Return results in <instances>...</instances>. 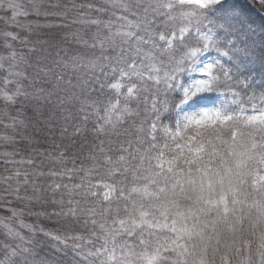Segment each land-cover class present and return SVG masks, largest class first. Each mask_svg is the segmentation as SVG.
<instances>
[{
  "label": "snow or ice",
  "instance_id": "6c2138e0",
  "mask_svg": "<svg viewBox=\"0 0 264 264\" xmlns=\"http://www.w3.org/2000/svg\"><path fill=\"white\" fill-rule=\"evenodd\" d=\"M212 2L32 0L34 15L59 22L24 26L17 17L29 11L0 0L8 23L70 30L57 32L56 43L0 31V142L43 134L52 149L36 151L39 161L0 153L8 173L0 176V210L9 214L0 217V264H54L37 252L25 214L60 225L39 231L83 264H264V107L173 111L179 74L207 40L177 52L172 30L187 21L200 34ZM69 40L75 49L63 46ZM201 74L207 78L183 89L181 103L216 78L213 65Z\"/></svg>",
  "mask_w": 264,
  "mask_h": 264
},
{
  "label": "trees",
  "instance_id": "16d2710c",
  "mask_svg": "<svg viewBox=\"0 0 264 264\" xmlns=\"http://www.w3.org/2000/svg\"><path fill=\"white\" fill-rule=\"evenodd\" d=\"M261 1L264 2V0ZM17 2L20 3L24 9L29 11L27 16L17 17V23L19 25L27 26L29 24L35 25L36 23L45 25L59 22L54 17L45 18L44 16L38 17L34 15L31 11L32 0H17ZM37 2L47 4L49 0H37ZM53 2H55V0H53ZM64 2L70 3L72 0H64ZM75 2L80 3L84 2V0H75ZM94 2L99 6L101 3H106V0H94ZM119 14L120 13L117 12V15ZM202 14L203 23L200 25V32L211 28L216 29V35L213 39H206L207 47H201V50L193 58L191 64L205 52L214 49L216 46H225V42L229 40L236 42L244 53L239 55L237 53L236 56H233L230 61L225 63L227 64L226 68L214 70L215 77L219 76V79L216 85L213 86V89L215 91L216 89L236 90V95L239 97L238 102L245 110L253 105L260 107L264 102V4L261 2L258 3L256 0H214L206 9L202 10ZM10 18V11L5 14L3 10H0V31L17 33L21 38L30 36L31 39H36L37 36L33 33H39V38L51 39L52 43H56L58 37H55V34L57 32H59L60 35L70 32L69 29L59 30L52 27H33L32 29L18 27L17 23L7 22ZM104 18L107 19L108 17L105 16ZM181 28L189 30L180 39L176 37L172 41L171 47L173 50L177 52L181 50L188 51L189 45L192 47L200 46L197 42L201 41V36L197 34L195 27L187 24V21H177L176 27L172 31H174L177 36ZM160 30L164 31L163 28ZM171 34V31L167 33L169 36H171ZM16 46L19 47V44L17 43ZM63 46L72 49L77 47L75 44H72L70 40L63 44ZM187 69L188 68L179 74V81H184V75ZM172 95L174 100L173 111L175 112V106L180 100V94L175 90ZM0 110H2V105H0ZM231 112L234 111H230V113ZM13 114H15L14 110ZM30 114L29 112V115ZM227 131L228 130L225 129L224 138H228ZM4 132L5 130L0 128V135ZM7 132L9 135L12 134L10 129H8ZM51 150L50 142L44 139L43 134H39L38 140L33 139L31 143L21 141L19 136H17V143L14 145L0 142V153L15 151L18 153L15 157L17 160L33 155V158L39 161L41 157L34 156L36 151L44 153ZM47 163V160H45L46 165ZM68 166L71 167V164ZM7 167L12 169L14 166L9 164ZM4 168L3 157L0 156V176L8 174L4 171ZM46 170L47 167H45V171ZM40 183H47V181L41 180ZM29 194L31 193L29 192ZM13 206L24 208V205L17 203H14ZM31 208L33 212L44 210L39 204H33ZM48 210L50 211L51 209L49 208ZM22 219L36 228V238L40 241L37 252L40 256L53 259L54 264H83L82 259L76 256L71 247L63 248V246H60L61 250L56 251L57 241L45 237L43 233L39 231L40 228H43L45 231L57 229L60 225L55 221L46 219L42 216L38 218L36 215L28 214H25ZM20 231L25 236L29 235L27 229H20ZM76 233L84 236L85 240L82 243L87 244L88 232L82 228H78L76 229ZM4 239L3 228L0 226V241ZM68 243L71 244L72 242L69 241ZM253 248H255V242H253ZM217 264H219V258H217ZM233 264H236V259H233Z\"/></svg>",
  "mask_w": 264,
  "mask_h": 264
},
{
  "label": "rangeland",
  "instance_id": "374dc122",
  "mask_svg": "<svg viewBox=\"0 0 264 264\" xmlns=\"http://www.w3.org/2000/svg\"><path fill=\"white\" fill-rule=\"evenodd\" d=\"M257 2L258 3L261 2L264 4V2L261 0H257ZM205 35L210 36V33H208V31H206ZM213 35H214V33L211 34L212 37H213ZM232 50H235V49H232ZM229 54H230L229 51L225 50V51H218L214 55L207 54V55H204L201 58H199L194 63V66H192L189 69L188 78L184 82H179L178 90L181 93V98H182V90L183 89L190 88L194 84V82H196L199 79L207 78L206 76H203L201 74V71L207 65H213L214 66L215 63L220 61V58L225 59V57H227ZM211 82H212V79L210 80V83ZM205 90H203L199 93H196L194 96L189 98L187 103H181L180 102L176 107L175 116L179 117L181 114H196V113H199L200 111L205 110V109L218 111V109H214L213 107H211V104H210L211 102L208 101L207 98L201 99L199 103L195 102L196 98L198 99V98L204 97L202 94L205 92ZM217 96H221V97L218 98V101L215 104L222 103L220 106L221 111H222V109H224L226 104H228L229 102H234L237 99L236 95L232 92H228L227 94H217ZM231 105L235 106L234 103H231ZM262 107H264V104ZM260 108H257L255 105H253V106L249 107V109H247L246 111L248 112V114H253L254 109L259 110ZM240 109H243V107ZM6 215H9V214L4 210H0V217L6 216ZM24 223L29 224L26 221H24Z\"/></svg>",
  "mask_w": 264,
  "mask_h": 264
}]
</instances>
